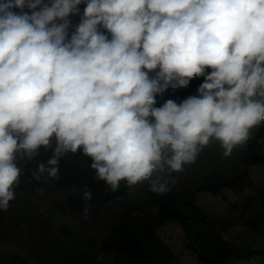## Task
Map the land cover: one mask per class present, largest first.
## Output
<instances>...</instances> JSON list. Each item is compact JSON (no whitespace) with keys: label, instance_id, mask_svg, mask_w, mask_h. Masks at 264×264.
<instances>
[{"label":"clouds","instance_id":"obj_1","mask_svg":"<svg viewBox=\"0 0 264 264\" xmlns=\"http://www.w3.org/2000/svg\"><path fill=\"white\" fill-rule=\"evenodd\" d=\"M198 77V96L156 106ZM261 122L264 0L0 2V210L41 149L37 181L82 153L113 191L150 180L165 194L206 147L230 157ZM81 198L88 219L93 194Z\"/></svg>","mask_w":264,"mask_h":264},{"label":"rangeland","instance_id":"obj_2","mask_svg":"<svg viewBox=\"0 0 264 264\" xmlns=\"http://www.w3.org/2000/svg\"><path fill=\"white\" fill-rule=\"evenodd\" d=\"M249 146L264 153V135L257 128L252 130L248 142L234 149L230 157H224L219 143L213 142L194 164L186 166L182 173L172 174L176 182L170 185L171 190L202 187L196 193V202L207 219L214 244L264 248V163L247 167L244 187L236 183L225 184L217 191L203 188L209 181L221 185L242 175L246 168L242 156ZM74 155L84 166L91 163L82 153ZM20 167L22 174L15 187V199L6 211L0 210V264H125L117 261L114 252H108L102 243L108 239L114 217L127 210L130 216L142 212L132 210V205L141 209L150 207L158 195L149 190L150 180L137 183L125 197L101 210L90 208L89 218L84 219L85 206L77 201V186L62 185L46 176L37 181ZM214 168L220 169L221 175L205 176ZM157 175L154 173L152 179ZM156 234L174 254L167 264H206L186 246L187 236L179 222L161 223ZM229 264H264V257L256 254L236 258Z\"/></svg>","mask_w":264,"mask_h":264},{"label":"trees","instance_id":"obj_3","mask_svg":"<svg viewBox=\"0 0 264 264\" xmlns=\"http://www.w3.org/2000/svg\"><path fill=\"white\" fill-rule=\"evenodd\" d=\"M85 7V4L79 6L80 15L83 14ZM70 19L76 20L78 24L80 22L79 15L71 16ZM105 34L110 35L106 32ZM203 80L204 77L193 79L186 88L172 89L169 87L166 92L157 96L156 106H161L168 99L179 103L189 96H198L197 90ZM256 128L264 135V122H261ZM51 154L50 150L41 149L36 159L28 162L19 161L18 166H23L27 175L32 176V171L37 168L38 164L46 162ZM242 160L246 166L242 175L238 174L232 180L223 181L221 185L209 181L203 188L217 191L225 184L234 186L236 183L244 187L243 182H245L246 175L248 177L247 167L264 163V153L249 146L243 154ZM206 175L207 177H218L221 175V171L214 168ZM56 181L62 185L77 186L79 190L77 201L83 206H85V202L81 198L82 189L87 187L93 194L92 200L87 202L88 206L94 207L97 211L116 199L125 197L128 191L136 185L128 186L126 181H122L120 187L113 191L110 186L106 183L103 186L104 182L96 178L95 170L90 168V163L84 166L79 158L71 153L60 161L59 179ZM201 188L182 191L170 190L165 194H158L150 202L149 208L141 209L138 205H132V210L140 209L142 212L137 216H130V212L127 210L124 214L114 217L110 223L108 239L103 240L102 247L108 252H114L116 260L124 261L125 264H167L174 258V254L167 244L158 237L156 228L167 220H174L179 222L185 230L186 246L197 252L199 258L206 264H229L236 258H249L256 254L264 257V248L256 246L227 247L213 243L210 230L206 226L207 219L196 202V193Z\"/></svg>","mask_w":264,"mask_h":264},{"label":"built area","instance_id":"obj_4","mask_svg":"<svg viewBox=\"0 0 264 264\" xmlns=\"http://www.w3.org/2000/svg\"><path fill=\"white\" fill-rule=\"evenodd\" d=\"M72 21V27L70 28V34L75 30V26L78 25V22L76 20H71Z\"/></svg>","mask_w":264,"mask_h":264}]
</instances>
